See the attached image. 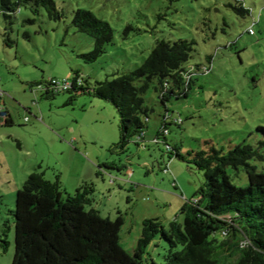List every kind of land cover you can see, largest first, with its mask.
<instances>
[{
	"label": "rangeland",
	"instance_id": "rangeland-1",
	"mask_svg": "<svg viewBox=\"0 0 264 264\" xmlns=\"http://www.w3.org/2000/svg\"><path fill=\"white\" fill-rule=\"evenodd\" d=\"M234 1L54 0L63 14L59 20L49 19L43 8L34 14L22 5L8 33L10 45L0 14V89L13 119L10 125L0 123V239L5 230L8 241L5 251L0 247V264H12L15 196L31 172L44 171L48 179L59 174L62 189L70 193L83 181L93 182V205L100 215L123 217L119 243L130 255L144 218L156 217L164 226L176 215L181 219L183 202L204 184L201 170L169 158L164 143L155 142L164 106L152 86L143 94L152 109L143 138L121 154L110 151L119 139L111 103L86 94L67 103L66 92L48 99L38 93L32 102L29 83L65 77L71 68L91 82L102 80L139 66L157 40L186 39L193 43L186 64L210 69L195 77L188 96L166 101L170 115L182 119L169 124L167 141L178 143L182 152L213 145L225 153L241 142L258 147L264 138L258 129L264 127V0H239L249 9L245 16L228 6ZM78 8L92 11L113 29L106 52L92 63L78 56L92 48V38L71 23ZM127 24L133 29L125 37ZM258 150L262 159L250 163L264 172V147ZM111 161L119 168L98 166ZM228 171L237 185H246L243 169ZM165 247L159 239L149 247L156 262H163Z\"/></svg>",
	"mask_w": 264,
	"mask_h": 264
},
{
	"label": "trees",
	"instance_id": "trees-1",
	"mask_svg": "<svg viewBox=\"0 0 264 264\" xmlns=\"http://www.w3.org/2000/svg\"><path fill=\"white\" fill-rule=\"evenodd\" d=\"M22 5L29 6L34 14L43 8L49 19L63 16L54 0H0L7 45L12 43L8 33L14 14ZM228 6L240 16L249 13L239 0ZM26 21L32 23L34 19ZM71 23L92 38V48L78 56L85 63L96 61L112 42L111 25L83 8L73 11ZM132 29L127 24L124 36ZM23 36L28 38L29 33L24 32ZM192 44L186 39L157 40L139 66L113 72L102 80L91 82L79 69L71 68L65 77H50L29 85L31 93L38 91L41 98L66 92L68 103L79 94L94 95L111 103L118 114L119 139L110 151L121 154L127 152L129 143L139 145L143 138L152 110L144 103L143 94L152 86L164 106L155 142L164 143L169 158L192 164L204 176L203 187L183 202L181 219L176 215L164 226L156 217L144 218L130 255L119 243L123 217L119 214L110 219L100 215L93 205V182L83 181L70 193L62 189L59 174L48 179L44 171L31 172L15 196L12 264H264V172L250 163L262 159L258 147H264V138L257 148L241 142L225 153L213 145L206 150L182 152L178 143L167 141L169 124L179 125L182 119L170 115L166 101L188 96L195 77L210 69L207 65L186 64L193 52ZM52 80L69 81L70 85L58 88ZM5 115L4 123L9 125L6 112ZM24 119L28 120L26 116ZM258 129L264 136V127ZM98 166L119 168L113 161ZM228 168L243 169L246 185H237ZM5 233L3 230L5 237L0 239L2 251L8 245ZM156 239L166 244L162 263L156 262L149 252Z\"/></svg>",
	"mask_w": 264,
	"mask_h": 264
},
{
	"label": "crops",
	"instance_id": "crops-1",
	"mask_svg": "<svg viewBox=\"0 0 264 264\" xmlns=\"http://www.w3.org/2000/svg\"><path fill=\"white\" fill-rule=\"evenodd\" d=\"M31 83H29V85H30ZM1 90V89H0ZM31 90V88L29 87V91ZM1 91H3V90H1ZM31 92V91H30ZM38 93H40V92H38V91H36L35 92V90H32V95H34V98L33 99H36V96H37V94ZM5 91H3V95H1L0 96V105H1V107L3 108V109H5L4 111L7 113V118H9L10 119V121H9V125L10 124H12L13 123V119H12V116H11V114L9 113V110H8V108L6 107V99L4 98L5 97ZM33 99H32V102H33ZM15 102V101H14ZM17 102L18 103H20L21 101H20V99H18L17 98ZM68 103V102H67ZM70 103V102H69ZM5 106V107H4ZM26 109L28 110V111H30L31 110V108L30 107H26ZM41 115H39V117H40ZM40 118H42V117H40ZM25 120V119H24ZM38 121H39V119H38ZM5 121H4V117H2L1 115H0V123H3L4 125H7L6 123H4ZM52 131V130H51ZM53 132V131H52ZM54 133V132H53Z\"/></svg>",
	"mask_w": 264,
	"mask_h": 264
},
{
	"label": "built area",
	"instance_id": "built-area-1",
	"mask_svg": "<svg viewBox=\"0 0 264 264\" xmlns=\"http://www.w3.org/2000/svg\"><path fill=\"white\" fill-rule=\"evenodd\" d=\"M52 82L54 83V85L58 88H68L69 85H70V82L69 81H66V82H57L56 80H52ZM0 115L5 117V111L4 109L0 106Z\"/></svg>",
	"mask_w": 264,
	"mask_h": 264
}]
</instances>
